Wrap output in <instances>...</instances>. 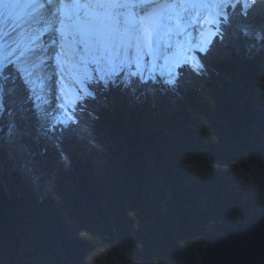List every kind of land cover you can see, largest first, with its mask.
Returning a JSON list of instances; mask_svg holds the SVG:
<instances>
[{
    "label": "trees",
    "instance_id": "1",
    "mask_svg": "<svg viewBox=\"0 0 264 264\" xmlns=\"http://www.w3.org/2000/svg\"><path fill=\"white\" fill-rule=\"evenodd\" d=\"M225 13L173 83L95 74L51 131L18 56L0 64V264H91L103 248L107 264H199L211 237L264 215V0ZM10 131L48 154L56 193H34Z\"/></svg>",
    "mask_w": 264,
    "mask_h": 264
},
{
    "label": "rangeland",
    "instance_id": "2",
    "mask_svg": "<svg viewBox=\"0 0 264 264\" xmlns=\"http://www.w3.org/2000/svg\"><path fill=\"white\" fill-rule=\"evenodd\" d=\"M22 1L23 0H16L13 4L10 3V5H8L7 0H0V12L2 13V15H0V55L4 51L2 48L3 45H5L6 49L8 48V41L11 42V45H15V51L12 53L11 57L15 58V55L18 56L17 62H19L25 70L26 78L29 81L28 85L32 97L34 98L35 109L39 111L41 116V127L50 131L52 129L51 125L56 121L67 119L64 108H67L74 97L87 96L89 94L88 86L83 80L87 79L91 81L95 74L106 83L115 78V83L117 85L120 83L123 76L125 78L131 74H136L143 80H156L157 77L161 76L165 84L173 83L175 78V65H178L182 59L187 60L189 57H191V60L194 62H198V56L192 54V49H201L202 45L207 44L208 40L212 38L211 32L213 29L210 28L211 25L217 21L216 19L219 15H226L225 6L227 4H235L237 0H173L171 1L172 7L162 13H157L158 8L156 9L155 16L157 17L150 29L153 30L151 33L153 34L151 36L152 44L147 41L149 53H144L143 56L139 57L136 61L132 59L127 60L126 57H123L124 59L119 61V58L109 51L110 61L104 66L102 64H94L88 70L83 69L81 74H77L76 70L67 65L70 57H68V51L66 52L65 50L61 53V62L63 63V65H59L61 73H51L49 65L47 67V65L43 63V60L36 55L34 58L28 57L30 60L26 58L25 54H29L27 50L30 48V45H27L26 38L33 33L34 37L37 36L36 33L38 31L35 30L31 32V29L24 26L26 22L31 24L33 22L32 19L29 18L23 22L21 21L22 17L18 16L16 13L13 14V9L19 8L21 3H23ZM54 1L55 0L43 1L41 8H48V3ZM59 1L60 0L56 1L57 4ZM86 1L88 2V0ZM162 1L163 0H159V3ZM27 2L28 0H25L23 6L18 11H20ZM132 2H134V4H139L138 0H132ZM101 4L103 6L109 5L107 10L122 6V4H117L118 6L116 7V3L113 0H105L104 2L90 0V8L86 10L87 13L81 10L82 7L79 6L78 9L81 10V12L77 13L76 17L82 19L80 17L81 13L86 15L92 14L89 11L100 10L101 8L95 7ZM155 6L156 4L148 6L147 9L149 10L147 12L153 11V7ZM53 7H50L49 13H45V15H47L44 18L46 23L48 19L53 16ZM46 23L45 25H47ZM248 26L249 25H247V27ZM91 27L88 29V32H92L94 31L93 29H96L95 26ZM125 33L127 34L126 31H122L121 36H124ZM148 33L150 34V32ZM258 34V40L260 41L258 50L264 52V32L258 31ZM33 36L32 38H34ZM94 37L97 38L95 34L90 33L82 38L84 43L90 44V48L86 50L89 55L95 54L94 52L97 50V48L94 49L92 46L93 42L91 38ZM129 38L131 39V37ZM23 40H25L27 44L23 45ZM85 40H87L88 43L85 42ZM156 40L158 42V49L154 50V42L152 41ZM188 44H192V48H188ZM102 47L104 48L103 45ZM34 52L37 53L38 51L35 50ZM40 52H43V49L39 51V53ZM133 52L134 50L128 51V53L131 54ZM0 59L3 58L0 56ZM111 69L116 71L114 76ZM66 80L69 81L66 82ZM151 93L152 91L150 90L147 95ZM116 95L113 96V101L116 100ZM262 98L264 99V88L262 90ZM138 101L141 103L145 102L142 97H140ZM6 138L7 148L9 152L11 151L10 155L12 154V156L20 159V162L23 163L22 167L19 166L17 162L16 165L19 166V172H23L27 176L29 183L35 187L33 190L34 193H38L40 196L44 197L48 196L51 192L56 193L55 175L57 170H52L50 158L48 154L45 153V150L41 149V151H38V148H36L34 144L28 143L21 134L15 133L14 131H10ZM11 158L13 159V157ZM52 163L55 169L62 165L59 161L54 162V159ZM193 167L194 170H196L195 166ZM128 213L132 216L135 214V210L130 205H128ZM110 254V249L103 248L99 253L92 256L91 264H107L109 259L113 262L114 259ZM161 259L164 258L161 257Z\"/></svg>",
    "mask_w": 264,
    "mask_h": 264
},
{
    "label": "bare ground",
    "instance_id": "3",
    "mask_svg": "<svg viewBox=\"0 0 264 264\" xmlns=\"http://www.w3.org/2000/svg\"><path fill=\"white\" fill-rule=\"evenodd\" d=\"M24 1L25 0L22 1L23 3H21L19 8L13 9V14L16 13L18 16L22 17L21 21L23 22L29 18L32 19L33 22L31 24L26 22L24 26L31 29V32L35 30L38 31L36 33L37 36L34 37L33 33L26 38L28 44L25 40L22 41L23 45H30L29 50H27L29 54H25L26 58H34L36 55L43 60V63L47 65V67L49 65L51 73H61V68L59 66L63 65L61 62V53L65 50L66 52L68 51V57H70L67 65L76 70L77 74H81L83 69L88 70L94 64H102L104 66L110 61V52L117 56L119 61H122L125 57L127 60L132 59L136 61L139 57H142L144 53H149L147 41L151 43V36L153 35L151 33L153 30L150 29L157 17L155 16L156 9L158 8L157 13H162L172 7L171 1L173 0H163L160 3L159 0H138L139 4H134L132 0H113L116 3V7L119 4H122V6L107 10L109 5L103 6L101 4L95 7L101 8L100 10L89 11L93 15H84L81 13L80 17L82 19H78L76 15L80 13L81 10L87 13L86 10L90 8V0H88V2L86 0H60L58 4L56 2L57 0H55L52 3H48V8H41L45 0H28L25 6L18 11L23 6ZM99 1L104 2L105 0ZM14 2H16V0H11V2L7 0L8 5ZM154 4H156V6L153 7V11L147 12L149 10L147 7ZM51 6H54L52 8V15L54 17L51 16L46 23L44 18L47 15H45V13H49ZM79 6L82 7L81 10L78 9ZM0 15H2L1 12ZM45 23L47 25H45ZM91 26H95L96 29H93L94 31L92 32H88ZM122 31H126L127 34L125 33V35L122 34L124 36H121ZM148 32H150V34ZM90 33L97 36V38H91L93 42L92 46L94 49L97 48V50L94 52L95 54L89 55L86 50L90 48V44L84 43L82 38ZM32 36L34 38H32ZM129 37H131V39ZM85 42H87V40H85ZM152 42H154V50H157V40ZM8 44V48H4V51L0 55L1 58H3L0 59V64H3L15 51V45H11L9 41ZM42 49L43 52L39 53ZM35 50L38 52L35 53ZM130 50H134V52L132 54L128 53ZM129 77L130 76H128L127 79H129ZM68 81L69 80H66V82Z\"/></svg>",
    "mask_w": 264,
    "mask_h": 264
},
{
    "label": "water",
    "instance_id": "4",
    "mask_svg": "<svg viewBox=\"0 0 264 264\" xmlns=\"http://www.w3.org/2000/svg\"><path fill=\"white\" fill-rule=\"evenodd\" d=\"M199 264H264V215L211 237Z\"/></svg>",
    "mask_w": 264,
    "mask_h": 264
}]
</instances>
